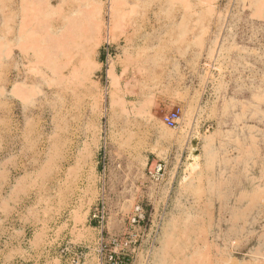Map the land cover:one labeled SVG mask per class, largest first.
Returning <instances> with one entry per match:
<instances>
[{"label":"rangeland","instance_id":"374dc122","mask_svg":"<svg viewBox=\"0 0 264 264\" xmlns=\"http://www.w3.org/2000/svg\"><path fill=\"white\" fill-rule=\"evenodd\" d=\"M136 205L134 264H264V0H0V264H98Z\"/></svg>","mask_w":264,"mask_h":264},{"label":"built area","instance_id":"2783aa9c","mask_svg":"<svg viewBox=\"0 0 264 264\" xmlns=\"http://www.w3.org/2000/svg\"><path fill=\"white\" fill-rule=\"evenodd\" d=\"M180 122L181 111L179 108L167 112L162 117V123L172 130L177 129ZM147 174L154 182L161 185L167 176L166 163L162 161L152 163ZM100 214L102 215L103 212ZM161 216L158 218L156 225H154V222L149 219V215L142 207L136 205L128 218L129 237H109L107 239L100 237L98 239L99 246L96 251L98 264H134L137 250L142 247L144 242L149 244L150 249L153 248L158 237L159 225L163 220V212ZM136 231H140L141 237H136L138 236V234L134 233Z\"/></svg>","mask_w":264,"mask_h":264},{"label":"bare ground","instance_id":"6f19581e","mask_svg":"<svg viewBox=\"0 0 264 264\" xmlns=\"http://www.w3.org/2000/svg\"><path fill=\"white\" fill-rule=\"evenodd\" d=\"M91 26H92V25H90L89 27L87 26L85 29H83V30L85 31L83 38H84V37L86 38L87 34L89 33V30H91ZM86 33H87V34H86ZM85 35H86V36H85ZM83 38H82V41H84ZM85 38H84V39H85ZM89 42H90V40H89ZM89 42H88V43H89ZM86 43H87V41H86ZM88 43H87V45H88ZM81 45H82V48L84 49V57H83V58H87L88 52L86 51V50H87V47L85 46V41H84V44H83V42H81ZM81 45H80V46H81ZM76 46H77V45H76ZM80 46H78V47H80ZM78 47H77V48H78ZM89 47H90V46H89ZM80 48H81V47H80ZM75 49H76V48H75ZM81 51H82V50H81ZM72 56H73V55H72ZM82 56H83V55H82ZM85 64H87L86 61H85L84 65H85ZM82 65H83V64H82ZM110 72H111V71H110ZM110 74H111V73H110ZM110 74H109V77H110ZM111 77H112V78H111L112 81H114L113 74H111Z\"/></svg>","mask_w":264,"mask_h":264}]
</instances>
